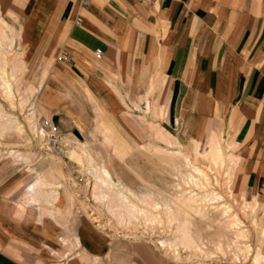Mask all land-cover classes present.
<instances>
[{"label": "crops", "instance_id": "crops-1", "mask_svg": "<svg viewBox=\"0 0 264 264\" xmlns=\"http://www.w3.org/2000/svg\"><path fill=\"white\" fill-rule=\"evenodd\" d=\"M0 15L12 54L44 78L37 102L61 134L88 138L94 108L114 119L158 76L161 123L220 137L264 210V0H0ZM54 167L0 156V264H169L72 211Z\"/></svg>", "mask_w": 264, "mask_h": 264}, {"label": "rangeland", "instance_id": "rangeland-1", "mask_svg": "<svg viewBox=\"0 0 264 264\" xmlns=\"http://www.w3.org/2000/svg\"><path fill=\"white\" fill-rule=\"evenodd\" d=\"M15 57H17V54H14L11 58L13 59ZM18 57H20L23 63L22 56L19 55ZM24 63V71L20 75L21 77H18L20 79L17 78L18 82L11 80L16 91L20 88L17 97L15 96L14 98L16 102L14 100L11 101V99H8L4 95L0 83V99L2 100L0 105L6 113L16 116L18 123L21 125L20 127H22L21 130L16 131L13 129L7 132V134L0 136V156H7L6 153L10 149H16L29 156L27 162L29 160L45 162L49 157L52 159V162H55L54 170L50 175V179L53 181L51 184L55 186L56 190L54 191L56 192L59 191L58 186L61 184L62 189L65 190L70 198L72 211H80L90 222L95 223L103 230H108L111 233L109 235L114 238V242L144 245L150 250L152 255L167 260L169 264H252V257H254L256 252L260 251L264 255V210L263 206L257 203L245 189L241 159L232 156L236 154L218 136L212 135L203 139H186L177 135L173 130L161 123V120L164 119L165 107L161 104V101L153 90L154 83L160 79L158 76L152 78L151 89L145 97L146 99L143 98L133 101L129 97L128 101L129 103H134L133 105H130L126 99H122L121 104L114 107V119L100 109L94 108L96 121L89 126L88 138L82 140L60 133L63 137L68 138L67 143H61L64 150L60 149L49 152L43 148L41 141H35L34 139L37 127L40 129V123H37L33 118L35 116L39 119L43 117V111L39 109L40 106L38 105L37 99L40 92L39 87L44 78L39 77L37 80L36 76L27 73L28 68L24 66ZM29 87L31 88L29 89ZM27 88L30 91L26 90ZM20 90L23 94L20 93ZM21 97L26 98L23 100ZM28 97H30L31 101L27 99ZM25 100L28 101L21 105ZM36 108L37 111L35 110ZM34 112H36V115ZM158 124L177 138L181 148L169 146L164 141H161V136L156 132ZM194 140L198 143L199 151L201 152L200 157L196 156V144ZM217 148L222 151L221 156L224 163L220 169H213V171L208 167L211 166L210 156ZM176 149H181V151L185 152L190 157L191 164L193 163V165L207 172L210 179V187L208 186L207 189L201 188L199 186L197 187L191 180L190 182L188 179L189 175H197L193 173L190 167H187L185 161L182 160L183 157H171L165 153L176 151ZM59 163L65 166V172L58 165ZM90 163L93 165H89ZM101 166L108 169L113 180L116 182L121 181L128 187L130 186L129 188L134 190L138 195L143 191V194H146L149 193V190L151 193L156 190L155 192L157 194L154 192L153 196L154 200L159 202L161 206V209L156 211L158 216L161 215L159 219L152 222L145 214H138L137 219L130 218L129 213L131 212L126 211L124 206H119V200L114 197V187H111L113 191L109 188L112 193H109L110 191L108 192L107 189H104L105 192L102 190L103 194L108 195L107 192L109 193V200L106 195L105 199H100L103 195L101 191L99 193L101 196H94L93 185L96 183L94 182L91 171H93V168L95 169V173L103 176ZM185 176L186 178H184ZM44 179L46 180V178ZM182 180L185 182L188 181L185 183ZM218 182L221 183L219 184ZM44 184H47V182ZM206 190H216L215 192L224 198L201 204V209L205 210H203L202 217L196 216L195 213L192 214L195 225L203 237L204 245H206L204 248L206 250L208 248L209 250L207 251L209 252H214L213 258L204 255L201 257L195 251L190 252L184 249L180 251V249L178 254H174V251L170 249L161 248L158 244L160 240H169L176 236L173 233L176 230V225L173 224L170 227L167 222L168 218L165 214V207L163 206L165 199L169 196L171 197V195L175 197L181 193L186 196L194 195L199 197ZM155 196L159 198H155ZM142 197L139 195V198ZM95 198L96 200H100L96 201ZM130 198V201H136L134 203L139 209L147 208L146 210H151L147 206V203L136 199L132 200V197ZM222 202L225 205L229 203L227 206H230V214L237 215L243 222L242 229L246 230V236L242 238L245 239L237 238L236 228L229 229L225 227V220L228 217L222 210L224 206ZM196 220L200 222L197 223ZM220 236H222L227 256L220 253L212 242L216 237L218 238ZM243 242L245 245H251L253 252L249 256L244 255V258L243 254H240L241 261H237L235 260V246H244Z\"/></svg>", "mask_w": 264, "mask_h": 264}, {"label": "bare ground", "instance_id": "bare-ground-1", "mask_svg": "<svg viewBox=\"0 0 264 264\" xmlns=\"http://www.w3.org/2000/svg\"><path fill=\"white\" fill-rule=\"evenodd\" d=\"M16 39H17L16 32L7 23H5V21L3 20V18L0 15V83H1V86H2L3 91H4V95L8 99H11V101L14 100V102H16V100L14 98H15V96L17 97V94L19 93V89L20 88L16 91L15 90V87H13V84L11 83V80H16L17 81V78L18 77H21L20 75L24 71L23 70L24 69V67H23V63L24 62L22 63L20 57H18L21 54L20 53H16L17 54V57H15L13 59L11 58L14 55V54H12V52H13V50L15 48V45H16ZM24 66H26L25 63H24ZM18 79H20V78H18ZM16 84L18 85V83H16ZM19 85H21V84H19ZM29 86H31V85H29ZM30 88L31 87H29V89ZM32 88H34V87L32 86ZM26 90H28V88ZM24 91H25V88H24ZM28 91H30V90H28ZM20 93L23 94V92H21V90H20ZM25 95H27V94H25ZM22 98L24 100L26 97H21V99ZM27 99L29 100L30 97H28ZM1 101L2 100L0 99V102ZM27 101L25 100L23 103H21V105L24 104ZM30 101H31V99H30ZM12 106H14V105H12ZM35 110L37 111V108ZM34 114L36 115V112H34ZM30 116H31V114H30ZM34 119L38 123L39 118H36V116H35V118H33V120ZM37 123H35V124H37ZM20 126L21 125H20V123H18V118L16 116L12 115V114L6 113V111L0 105V136H3L4 134H7V132H9V131H11L13 129L16 130V131L17 130H21L22 127H20ZM36 126H38V125H36ZM35 129H34V131H35ZM38 129L39 128L37 127L36 130H38ZM156 132H157V134L159 136H161V139H162L161 141H164L169 146L181 148V145L178 142L177 138L174 135H172L170 132H168L167 130H165L163 127H161L159 124L157 125ZM60 141H61L60 144L61 143H63V144L64 143H67L66 142L67 141L66 139L65 140L64 139H61ZM194 143L196 144V149H195L196 156L197 157H200L201 152L199 151L198 143L196 142V140H194ZM63 150H64V148H63ZM158 151H159V149H158ZM165 153H167V155L168 156H171V157H176V156L177 157L180 156L181 158L183 157L182 160L185 161L187 167H190L192 169L193 173H195L197 175V176H195V175L190 174L189 175V178H188L189 181L191 180L192 182H194V184L197 187L199 186L201 188H206L207 189V187L210 184V179L208 177L207 172H205V170H203L202 168L197 167L196 165H193V163L191 164L190 157L185 152L181 151V149L180 150H177L176 149V151L165 152ZM221 153H222V151L219 148H217L216 151L214 153H212V155L210 156L211 166H209L208 168H210L211 170H213V169L218 170V169H220L223 166V163L224 162H223ZM6 154L8 156H11L14 159L21 160V161H24V162H27L28 161V158H29V156L27 154H24V152H22L20 150H16V149H10ZM232 156H234V155H232ZM89 165L92 166L93 164L90 163ZM174 167H176V166L174 165ZM101 168H102L103 176H100L97 173H95V169H93V168H92L93 171H91L92 177L94 178V182L96 183L95 185H93V194H94V196L95 195H97L96 197H98L99 195L101 196V194H99L100 191L102 192V190H103V192H105V190L107 189L108 192H109L110 191L109 188L111 189V187H114V192H113L114 193V197L119 200V206H124L126 211L131 212V213H129L130 218H132V219L133 218H136L138 214L139 215L140 214H145L146 217L149 218V220L152 221V222L154 220L159 219V216H161V215L158 216L157 213H156V211L160 210L161 209V206H160V203L159 202H157V201L154 200V196H153V194H154V192L156 190L153 191V193H151L150 190H149V193H146V194L145 193L143 194V192H144L143 191V192H141L142 194L139 193V195H141L143 197L142 198H139V195L136 192H134V190H132L131 188H129L130 186L128 187L127 185L123 184L121 181L116 182L115 180H113L110 172L108 171V169L106 167L101 166ZM180 169H181V167H180ZM180 173L183 174V172H181V171H180ZM185 175H187V174H185ZM216 176H217V174H216ZM184 178H186V176ZM216 179H215V181H216ZM182 181L185 182L184 180H182ZM177 185H178V183H177ZM178 186H177V188H178ZM60 187H61V185L58 186V188H60ZM220 187H221V185H220ZM215 191H213V190L212 191L206 190V192H204L202 195H199V197H196L194 195H192V196H186L183 193H181V194L176 195L175 197L171 195V197L169 196V197H167L165 199V201L163 202V204H164L163 206L165 207L164 208L165 214H166V216L168 218V221L167 222H168V225L170 227L173 224L176 225V227H175L176 230H175V232H173V233L176 234V236L173 239L170 238L169 240H163V239L160 240L158 242V244L160 245L161 248L170 249V250L174 251V254H178L179 253L178 251L180 249H181L180 251H182V249H184V250L190 251V252L191 251H195V252L199 253L201 255V257H202V255H204L206 257L207 256L208 257L214 256L213 255L214 252L212 253V252L207 251V250H209L207 247H206L207 250L204 248V246H206V245H204L203 237H202L200 231L198 230L197 226L195 225V221L193 219V215L192 214L195 213L196 216L199 217V216L202 215L203 210H204V209L203 210L201 209V207H200L201 204L206 203V202H210V201L214 202V201H218V200L224 199V198H222V195H219ZM103 192H102V194H103ZM108 192H107L108 195H106L104 193L100 199H102V198L105 199V197L107 196V198L109 200V196H110L109 193H112V192L111 191L109 193ZM130 197H132V200L133 199H136V200H139V201H141L143 203H147L148 204L147 206H149L151 208V210L148 211V210H146L147 208L146 209H139V207H137L136 204L134 203L136 201H134V202L133 201H130V199H131ZM157 197L155 196V198H157ZM161 197H163V196H161ZM100 199L96 200V198H95L96 201H99ZM114 200H116V199H114ZM157 200H159V199H157ZM255 201L257 202V200H255ZM116 202H118V201H116ZM226 203H228V202H226ZM209 205H210V203H209ZM227 205H229V203ZM227 205L224 204V206L222 207V210H223L224 214H226V216L228 217V219L225 220V222H226L225 227L226 228H229V229L230 228L231 229L236 228L237 229L236 230V234H237V238L238 239L239 238H242V237H245L246 236V230L245 229H242L243 228V222L238 218L237 215H231L230 214V206H227ZM253 205L255 206V204H253ZM214 208H216V207H214ZM191 215H192V218H191ZM206 218H207V220H209L208 217H206ZM198 219H200V218H198ZM164 220H165V218H164ZM198 222H200V221L198 220L197 223ZM162 223L163 222H162V219H161V224ZM209 225H211V224H209ZM242 239H245V238H242ZM212 242L214 243L216 249L220 253H222L223 255L227 256L226 255V249L224 247V242L222 241V236H220L218 238L216 237V239L213 240ZM233 242H235V241H233ZM243 245L244 246H241V245L240 246L239 245H236L235 246L234 252H235L236 259L235 258L234 259L237 260V261H241L240 254H243V258H244V255L245 256H249L253 252V249H252V246L251 245H245V243ZM212 247L214 248V246H212ZM232 251H233V249H232ZM215 254H216V252H215ZM252 258H253L252 264H262V263H264V255L260 251L256 252L254 254V257H252Z\"/></svg>", "mask_w": 264, "mask_h": 264}, {"label": "built area", "instance_id": "built-area-1", "mask_svg": "<svg viewBox=\"0 0 264 264\" xmlns=\"http://www.w3.org/2000/svg\"><path fill=\"white\" fill-rule=\"evenodd\" d=\"M91 1L93 0H79L82 6H87ZM81 22L82 20L80 18L76 21L77 24H80ZM100 56L101 52H98V57ZM38 123H40V129L36 130L34 134L35 141H41L43 148L49 152L63 149L62 145L60 144V140L63 138V136L57 130L52 121L45 117H41Z\"/></svg>", "mask_w": 264, "mask_h": 264}]
</instances>
